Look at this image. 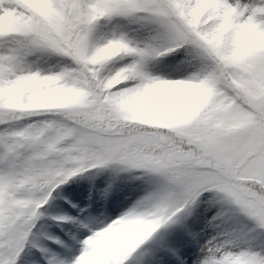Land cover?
<instances>
[{
  "label": "snow or ice",
  "instance_id": "obj_1",
  "mask_svg": "<svg viewBox=\"0 0 264 264\" xmlns=\"http://www.w3.org/2000/svg\"><path fill=\"white\" fill-rule=\"evenodd\" d=\"M0 264H264V0H0Z\"/></svg>",
  "mask_w": 264,
  "mask_h": 264
}]
</instances>
